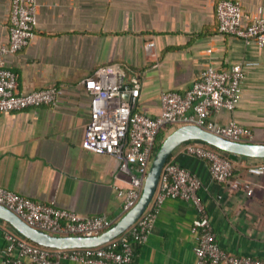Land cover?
Masks as SVG:
<instances>
[{
    "label": "crops",
    "instance_id": "crops-1",
    "mask_svg": "<svg viewBox=\"0 0 264 264\" xmlns=\"http://www.w3.org/2000/svg\"><path fill=\"white\" fill-rule=\"evenodd\" d=\"M36 1L32 40L3 62L16 75L18 93L55 86L60 94L54 105L0 113V187L83 217L120 219L116 189H127L128 178L113 157L81 148L89 105L81 82L97 68L119 67L125 84L138 81L137 112L154 117L162 92L184 93L202 70L254 63L243 67L236 108L218 110L211 120L233 121L252 132L253 143L264 144V48L218 32L220 0ZM232 1L241 5L243 21L256 18L264 6V0ZM9 8L10 0H0V46L8 43ZM149 42L155 59L146 51ZM170 159L199 179L198 197L216 243L231 255L264 259V174L245 171L260 159L235 161V174L253 186L251 196L215 183L199 159L182 157L179 150ZM198 214L191 202L166 200L146 241L135 245L131 264H196L191 226ZM4 230L15 232L0 220V264ZM59 264L84 263L63 259Z\"/></svg>",
    "mask_w": 264,
    "mask_h": 264
},
{
    "label": "built area",
    "instance_id": "built-area-1",
    "mask_svg": "<svg viewBox=\"0 0 264 264\" xmlns=\"http://www.w3.org/2000/svg\"><path fill=\"white\" fill-rule=\"evenodd\" d=\"M216 18L220 34L264 48V6L258 8L256 18L243 21L238 2L220 0L216 5ZM36 23V0H10L8 43L0 46V113L54 105L60 94L55 86L18 93L16 75L4 65V56L14 55L29 45ZM153 47V42L146 44L147 53L155 59ZM252 65L254 63L244 64L246 67ZM244 66L236 64L222 71L206 68L184 93L162 92L159 96L160 112L154 117L137 112L139 82L125 84L126 74L119 67L97 68L82 80L81 84L89 94V105L81 148L118 161V170L129 183L127 189H116L117 197L122 200L123 214L137 203L141 195L162 132L183 125H196L231 141L253 142L249 129L233 121L217 125L211 120L212 113L218 110L231 112L236 108L241 98ZM123 92L128 93L127 99H122ZM196 143L187 142L179 151L205 162L215 183L230 191H242L247 196L253 194L252 184L235 174L234 162ZM245 171L249 175L262 176L264 163L249 165ZM200 187L201 183L194 174L169 159L162 168L147 208L117 238L96 248L59 250L35 245L13 231L4 230L1 264H59L63 259L84 264H131L135 245L146 241L166 200L191 202L198 210V217L191 226L196 264H264V259L231 255L216 243L209 217L198 197ZM0 205L28 226L51 235L97 236L113 224L105 217H83L53 204L35 202L2 187Z\"/></svg>",
    "mask_w": 264,
    "mask_h": 264
},
{
    "label": "water",
    "instance_id": "water-1",
    "mask_svg": "<svg viewBox=\"0 0 264 264\" xmlns=\"http://www.w3.org/2000/svg\"><path fill=\"white\" fill-rule=\"evenodd\" d=\"M187 142H198L235 157L264 160L263 143H244L217 136L196 125L174 128L160 141L151 161L147 176L137 203L112 226L97 236H57L28 226L13 212L0 205V220L8 224L19 236L31 243L48 249L96 248L123 234L142 215L156 190L164 164L172 154ZM182 157H189L181 153ZM175 164L181 163L177 160Z\"/></svg>",
    "mask_w": 264,
    "mask_h": 264
},
{
    "label": "trees",
    "instance_id": "trees-1",
    "mask_svg": "<svg viewBox=\"0 0 264 264\" xmlns=\"http://www.w3.org/2000/svg\"><path fill=\"white\" fill-rule=\"evenodd\" d=\"M160 141H161V139L158 138V140H157V144H156V146H155V150H157L158 145L160 144ZM196 144L201 145V146H203L204 148H207V149H211V150L217 151V152H219L222 156H224V157L227 158V159H230V160H231L232 162H234V163H235V161H236L237 159H249V158H246V157H235V156H233V155L223 153V152H221V151H219V150H217V149H215V148H213V147H210V146H208V145H206V144H202V143H196ZM257 161H259L260 163H263V162H264V160H257Z\"/></svg>",
    "mask_w": 264,
    "mask_h": 264
}]
</instances>
